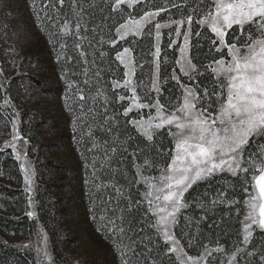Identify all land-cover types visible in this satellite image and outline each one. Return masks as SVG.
<instances>
[{
	"label": "rangeland",
	"instance_id": "1",
	"mask_svg": "<svg viewBox=\"0 0 264 264\" xmlns=\"http://www.w3.org/2000/svg\"><path fill=\"white\" fill-rule=\"evenodd\" d=\"M143 1L129 4L124 0L114 11L133 9ZM46 3L55 7H42ZM64 5L60 7L58 0H0V264H178L179 253L171 252L163 236H157L151 227L155 218L144 213L143 203L140 211L133 205V211L123 217L126 231L129 226L132 229L123 243L117 242L111 228L105 231L102 227L106 207H114L118 196L114 185L125 198L129 192L133 198H138L137 192L140 197L144 194L143 187L132 184L138 171L133 161L139 164L141 156L139 151L136 157L131 155L134 148L150 155L154 151L125 125L120 116L122 107H115V114L120 116L116 122L119 131L113 134L102 130L106 122H102L101 105L107 101L108 113L113 114L115 96L110 84L113 80L123 83L125 69L115 60V54L130 45L119 41L116 31L112 35L98 25L92 8L79 9L75 4L69 11ZM139 18H127L123 23ZM65 21L72 35L63 32ZM77 21L81 26L79 37L75 36ZM127 39L132 40V36ZM113 40L118 41L115 47ZM136 40L139 42L132 45L133 55L139 61L144 59L141 53L149 50L150 42L143 37ZM167 42L168 37L163 35L161 55L167 53L169 65H161L162 79L166 67L171 71L173 51L178 57V50L165 47ZM98 69L99 79L95 75ZM149 70L145 64L146 84ZM140 75L137 67L134 82ZM138 91L143 99V89ZM82 92L85 101L93 104L92 112L85 111L87 103L82 107ZM128 135L133 137L132 146L124 144ZM161 139L168 144L167 139ZM113 142L118 149L115 153L109 148ZM121 145L128 148L127 154ZM203 184L198 182L185 193L189 206L181 210L178 224L172 226L182 251L198 257L205 247L212 250L205 264H264V229L252 224L245 242L247 197L239 182L227 176L209 185L211 201L200 207L205 212L232 209L233 217L225 214L236 233L229 249L206 243L198 255L187 252L176 231L181 218L192 223L199 199L188 202L187 196ZM227 190L233 193L228 196ZM120 207L124 208L123 200ZM255 215L258 220V210Z\"/></svg>",
	"mask_w": 264,
	"mask_h": 264
},
{
	"label": "snow or ice",
	"instance_id": "2",
	"mask_svg": "<svg viewBox=\"0 0 264 264\" xmlns=\"http://www.w3.org/2000/svg\"><path fill=\"white\" fill-rule=\"evenodd\" d=\"M133 2L128 0L129 4ZM63 3L64 0H58L60 7ZM123 3L124 0H113L110 10L119 9ZM153 6L155 11H144L138 14L139 19L120 23L115 30L118 40L130 46L116 51L115 60L125 69L123 83L111 82L115 96L113 114L109 115L106 101L101 105V117L106 122L102 130L114 134L119 131L116 122L122 116L125 125L153 147L154 155L134 148L131 155L136 157L139 151L141 156L139 164L133 161L138 169L135 177L139 179L134 177L132 184L143 187L144 194L140 197L137 192L138 198H133L129 192L125 198L124 192L114 185L118 196L114 207H106L102 227L105 231L111 228L117 242L123 243L127 231L132 230L129 226L126 231L123 217L133 211V205L135 211H140L143 203L144 213L155 218L151 227L157 236H163L171 252L179 253L178 264H205L212 250L205 247L198 257L187 255L172 234L178 214L189 206L185 193L198 182L211 185L225 176L238 181L249 209L245 242L251 235L248 229L252 224L264 229V0H198L191 6L166 0ZM42 7L55 5L46 3ZM173 8L178 18L169 15L167 22L162 23L165 17L161 13ZM75 28V36L79 37L78 21ZM63 32L73 34L66 21ZM130 35L132 40L127 39ZM163 35L168 37L165 47L178 50V57L173 51L171 71L166 67L162 79L161 65H169L167 53L161 55ZM136 37L150 42L149 50L141 53L144 59L139 61L132 47L139 42ZM117 42L113 40L112 46ZM145 64L150 69L147 84L143 77ZM137 67L141 75L134 82ZM95 75L99 79V69ZM141 88L143 99L138 91ZM79 99L83 107L87 103L83 92ZM116 106L123 109L120 116L115 114ZM85 111L92 112L93 104L87 103ZM131 113L134 115L130 116ZM161 138L167 139L168 144ZM132 140L128 135L124 144L132 146ZM115 143L109 144L113 153L118 151ZM120 147L127 154L128 148ZM145 172L149 175L145 176Z\"/></svg>",
	"mask_w": 264,
	"mask_h": 264
},
{
	"label": "trees",
	"instance_id": "3",
	"mask_svg": "<svg viewBox=\"0 0 264 264\" xmlns=\"http://www.w3.org/2000/svg\"><path fill=\"white\" fill-rule=\"evenodd\" d=\"M161 2L166 1L144 0L133 9L123 7L120 11L115 12L114 10H110L113 5V0H64V8L65 10L72 11L75 4L79 9L86 6L92 8V15L98 22V25L113 35L115 29L120 23H123V20L127 18H139L140 16L138 14L142 15L144 11H155L153 5H161ZM176 2H186L189 6L197 3L194 0H176ZM169 15H173V18H178L175 16V9L173 8L170 9V12L168 13H161V17H165L161 22H167V16ZM121 16H124L123 20H121ZM194 42L195 37H193V43ZM207 190H209V184L206 183L193 189L188 194L187 201L189 202L190 199L196 197V199H199V207L194 208L192 213V223L190 222V224L186 218H181L176 231L178 238L182 241L187 252L193 255L200 254L206 243L212 245L220 244L229 249L230 242L236 235L233 231V225L229 223L231 219H229V221L225 219V214L227 213L231 215L230 217H233L231 214V208H213L212 210L205 212V208L200 207V204L207 205L211 201L208 195L212 196V193ZM231 193H233L232 190H227L226 192L228 196H230ZM189 213L190 212L187 211L186 215L189 216Z\"/></svg>",
	"mask_w": 264,
	"mask_h": 264
}]
</instances>
